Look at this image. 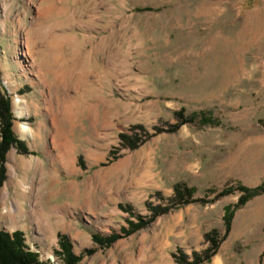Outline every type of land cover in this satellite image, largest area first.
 <instances>
[{
	"label": "rangeland",
	"instance_id": "obj_1",
	"mask_svg": "<svg viewBox=\"0 0 264 264\" xmlns=\"http://www.w3.org/2000/svg\"><path fill=\"white\" fill-rule=\"evenodd\" d=\"M0 73L31 152L7 154L0 230L23 231L45 263L64 264L61 235L76 256L95 251L79 264H178L179 250L208 248L206 234L224 237L241 194L155 220L152 207L177 184L213 200L264 183V0H0ZM182 109L197 122L167 132ZM95 234L120 238L101 248ZM263 253L264 194L236 211L207 264H264Z\"/></svg>",
	"mask_w": 264,
	"mask_h": 264
},
{
	"label": "trees",
	"instance_id": "obj_2",
	"mask_svg": "<svg viewBox=\"0 0 264 264\" xmlns=\"http://www.w3.org/2000/svg\"><path fill=\"white\" fill-rule=\"evenodd\" d=\"M1 82V73H0ZM0 88V186L6 180L7 168L6 160L7 154L12 148H16L20 154H31L28 145L25 141L20 140L13 131L15 117L12 112L11 99ZM178 123L169 127L167 132L175 133L180 128L187 124H194L197 122V117L188 116L185 110H180L176 113ZM206 116H203L204 121ZM143 129V127H136ZM157 133L165 132L162 128H156ZM121 139L124 140L127 147L136 149L139 146L140 138L131 139L128 135L122 134ZM81 160V159H80ZM175 195L170 200V204L166 206L152 207L153 217L155 220L158 216L170 213L174 209H179L191 204L207 205L214 203L220 198L229 196L238 191L241 196L238 203L232 207L225 208L224 221L226 225V232L223 238L217 231H212L205 235L206 242L209 244L203 252H194L192 258L186 253L179 250L175 254V260L178 264H207L217 255L222 242L229 236L235 213L238 209L245 206L253 198L264 194V183L256 188H248L246 186L238 185L237 187L227 186L222 192L218 193L213 200L197 199L195 198V188H190L186 184H177L175 186ZM123 210H130L129 207L120 205ZM147 223L140 219L138 223H129V228L124 229V233L132 234L144 227ZM60 253L64 264H79L85 255L91 256L95 253L94 250H87L82 255L76 256L73 252V246L67 237L59 235ZM120 236L118 234H111L108 237L101 235H93V242L101 248H106L116 242ZM264 257V253L262 255ZM0 264H48L40 260V254L32 251L26 243L25 233L23 231H15L9 233L0 230Z\"/></svg>",
	"mask_w": 264,
	"mask_h": 264
},
{
	"label": "bare ground",
	"instance_id": "obj_3",
	"mask_svg": "<svg viewBox=\"0 0 264 264\" xmlns=\"http://www.w3.org/2000/svg\"><path fill=\"white\" fill-rule=\"evenodd\" d=\"M20 103H21V99L16 97V99L14 101L15 107L18 108L17 106H20ZM18 115L22 116V113L18 112ZM21 134H22L23 137L29 136V137H32V138H36V134H34L32 132V129L27 124H24L23 126H21Z\"/></svg>",
	"mask_w": 264,
	"mask_h": 264
},
{
	"label": "crops",
	"instance_id": "obj_4",
	"mask_svg": "<svg viewBox=\"0 0 264 264\" xmlns=\"http://www.w3.org/2000/svg\"><path fill=\"white\" fill-rule=\"evenodd\" d=\"M15 231H17V230H15ZM20 231H21V230H20ZM12 232H14V230H13ZM12 232H10V233H12Z\"/></svg>",
	"mask_w": 264,
	"mask_h": 264
}]
</instances>
